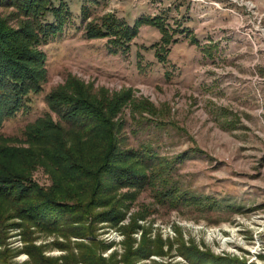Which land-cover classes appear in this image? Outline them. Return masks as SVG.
Here are the masks:
<instances>
[{"label":"rangeland","instance_id":"obj_1","mask_svg":"<svg viewBox=\"0 0 264 264\" xmlns=\"http://www.w3.org/2000/svg\"><path fill=\"white\" fill-rule=\"evenodd\" d=\"M65 2L69 22L41 46L42 90L29 95V109L6 119L0 133L23 145L26 124L47 110L46 94L72 76L90 85L96 98L123 95L116 117L123 122L120 148L149 143L159 155L175 159L170 183L200 203L169 208L155 203L150 189L105 174V205L94 210L119 211L120 220L95 222L85 238L37 230L33 243L55 264H85L77 255L79 245L93 248L102 264H192L180 253L182 244L209 252L222 264H264V0ZM82 6L89 12L86 21L109 12L133 24L138 17L161 14L177 38L168 62L155 58L151 45L160 33L149 25L140 26L126 53H108L106 38L84 36ZM52 20L47 12L44 21ZM33 175L39 184H50L42 167ZM144 239L149 250L159 244L162 254L141 256ZM22 246L19 229L9 228L0 244V250L8 249L5 264L29 260L17 252Z\"/></svg>","mask_w":264,"mask_h":264},{"label":"trees","instance_id":"obj_2","mask_svg":"<svg viewBox=\"0 0 264 264\" xmlns=\"http://www.w3.org/2000/svg\"><path fill=\"white\" fill-rule=\"evenodd\" d=\"M0 8L1 128L6 119L29 109L31 93L42 90L46 54L41 46L62 33L71 13L65 0H0ZM47 12L53 16L51 22L44 21ZM81 12L86 22L84 36L106 38L107 51L113 55L126 53L143 25L153 26L160 33L159 40L151 45L159 62H168L170 46L177 42L176 33L161 14L141 16L128 24L109 12L86 21L88 9L82 6ZM165 74L168 79V71ZM67 78L66 84L46 94L47 110L26 124L23 145L13 144L14 138L0 133V244L5 242L8 229L17 227L23 242L17 252L28 255L25 264L56 263L33 243L32 234L37 230L64 239L85 238L95 231V222L115 224L123 217L117 210V214L94 210L105 205L101 195L105 174H111L118 183L150 189L155 203L169 208L200 203L170 183L175 159L159 155L149 143L127 151L120 148L118 132L123 122L116 117L124 104L123 95L111 100L96 98L90 85L72 76ZM53 113L59 121L54 120ZM38 167L47 174L49 185H41L34 178ZM144 240L141 256L162 254L159 244L149 250L150 242ZM77 248L78 258L85 264H102L93 248ZM7 250H0V264H5ZM180 253L192 264H222L220 258L196 247L182 244Z\"/></svg>","mask_w":264,"mask_h":264}]
</instances>
